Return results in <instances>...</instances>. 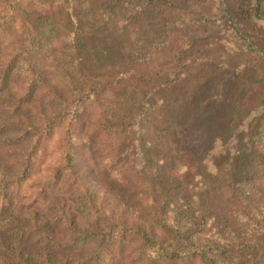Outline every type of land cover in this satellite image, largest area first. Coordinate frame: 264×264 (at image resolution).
<instances>
[{"label":"trees","instance_id":"16d2710c","mask_svg":"<svg viewBox=\"0 0 264 264\" xmlns=\"http://www.w3.org/2000/svg\"><path fill=\"white\" fill-rule=\"evenodd\" d=\"M56 1L83 12L0 11V264H264V103L245 110L222 72L264 66V0L213 20L170 0ZM211 22L193 49L223 46L233 65L191 82L187 57L159 87L137 76Z\"/></svg>","mask_w":264,"mask_h":264},{"label":"rangeland","instance_id":"374dc122","mask_svg":"<svg viewBox=\"0 0 264 264\" xmlns=\"http://www.w3.org/2000/svg\"><path fill=\"white\" fill-rule=\"evenodd\" d=\"M184 9L189 10L194 18H198L202 14H206L211 20L217 19L224 14L225 7L231 12H236V0H170ZM102 0H90V8H96L101 4ZM19 8L22 13L36 12L39 14L51 15L54 18L67 23L69 15L73 12L81 13L83 9L80 6H75L71 9L56 0H0V11L2 13H10L12 8ZM18 29L21 30L19 51L23 52L28 47L26 35L23 33L22 23H18ZM113 28L108 31V45L113 43ZM217 27L211 22L210 26L203 28L197 32L175 33L168 38V41L162 45L158 55H155L149 63H142L137 67V76L144 80L153 83L155 87L167 83L172 79L177 71L178 64L187 57H198L200 60H194L193 65L188 68L186 75L190 76L191 82L198 80L207 67L214 66V61L221 58V61H226L228 64L234 63L229 59V51L223 46H218L209 54V58L203 60L201 56L193 49V43L200 38L216 35ZM195 59V58H194ZM249 65L245 67L244 72L239 74L234 67L227 69L231 78V90L234 95H242L244 98V109L249 111L264 103V66L262 60L256 56H249ZM91 74V71L87 72ZM241 86L238 91V86ZM77 98L72 99L70 109L75 106ZM147 94L137 92L132 97L131 103L136 110H140L145 101ZM201 224L196 221L194 225L187 231L185 237H196L200 230ZM181 248L185 249L186 244L181 243ZM222 261H225L223 259Z\"/></svg>","mask_w":264,"mask_h":264}]
</instances>
